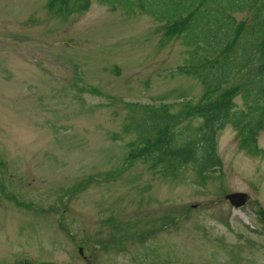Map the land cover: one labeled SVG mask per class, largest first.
Instances as JSON below:
<instances>
[{
  "label": "rangeland",
  "instance_id": "374dc122",
  "mask_svg": "<svg viewBox=\"0 0 264 264\" xmlns=\"http://www.w3.org/2000/svg\"><path fill=\"white\" fill-rule=\"evenodd\" d=\"M187 56L137 9L0 0V264H264V127L262 154L227 125L219 171L179 164L170 176L124 130L128 102L183 110L174 130L201 122L203 86L176 72ZM231 192L250 199L234 210Z\"/></svg>",
  "mask_w": 264,
  "mask_h": 264
},
{
  "label": "trees",
  "instance_id": "16d2710c",
  "mask_svg": "<svg viewBox=\"0 0 264 264\" xmlns=\"http://www.w3.org/2000/svg\"><path fill=\"white\" fill-rule=\"evenodd\" d=\"M72 2L86 10L92 0H47ZM110 9L131 13L140 10L181 38L188 56L176 72L196 76L203 86L200 101L206 113L198 124L187 123L174 130L183 110L171 111L170 104H125L124 130L135 133L140 144L151 146L154 165L164 176L176 165H191L199 174L217 172L221 160L216 134L225 126L236 132L240 149L249 155L262 154L258 135L264 127V63L257 65L239 86L217 95L236 73L245 70L255 55H264V0H97ZM248 12L247 21L236 20L237 12ZM239 94L243 107L233 101ZM203 109V106L200 107ZM157 264V263H149Z\"/></svg>",
  "mask_w": 264,
  "mask_h": 264
},
{
  "label": "water",
  "instance_id": "95a60500",
  "mask_svg": "<svg viewBox=\"0 0 264 264\" xmlns=\"http://www.w3.org/2000/svg\"><path fill=\"white\" fill-rule=\"evenodd\" d=\"M225 198L237 210L241 206L245 205L249 200V195L245 192H231L225 195Z\"/></svg>",
  "mask_w": 264,
  "mask_h": 264
}]
</instances>
